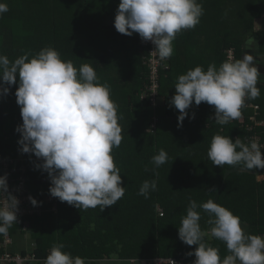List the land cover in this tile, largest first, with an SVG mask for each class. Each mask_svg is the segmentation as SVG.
I'll return each mask as SVG.
<instances>
[{"label":"trees","instance_id":"16d2710c","mask_svg":"<svg viewBox=\"0 0 264 264\" xmlns=\"http://www.w3.org/2000/svg\"><path fill=\"white\" fill-rule=\"evenodd\" d=\"M203 1L208 2L199 0L200 4ZM0 2L8 5V11L0 17V55L14 60L27 54L31 59L41 49L51 47L77 70L84 64L91 65L99 84L109 86L122 129L121 144L111 154L126 190L114 206L103 211L99 206L80 210L55 197L47 203L45 198L52 197L48 174L36 167L41 161L34 154L19 150L20 134L15 129L22 124V118L14 94L18 84L11 87L7 96H0V161L13 162L10 169L17 170L14 178L20 175L19 169H25L28 194L38 199L43 209L40 216L30 217L39 258L46 257L54 245L63 244V252L81 258L120 254L142 260L187 259L192 264L196 257L187 254L193 252V245L184 244L178 236L189 201L199 204L212 199L239 216L245 210L232 197L240 198L242 191L254 199L251 208L256 211L241 218L252 221L254 226L264 221V180L256 181L258 174L264 176V169L239 171L229 165L221 168L214 166L207 156L215 135L229 136L233 141L239 138L244 143L257 136L264 143V125L256 126L251 121L253 109L247 106L257 105L258 119L264 122V87L258 84L260 95L246 100L240 109L243 118L224 125L215 123L213 106L202 102L199 106L193 103L182 126H178L179 111L170 105L178 76L199 66L204 58H198L199 51L193 47L201 45V51L206 49L208 53L213 50V64L217 66L227 60L230 49H234L235 59L245 55L247 42L255 37L256 24L264 18V0H215L203 7L209 11L211 24L214 13L225 22L219 27L213 25L214 38L200 43L192 38L193 34H177L172 42L173 54L167 59L169 69L161 71L156 103L152 97V75L144 60L147 49L142 47L138 34L123 35L114 27L120 0ZM204 22L206 19H200L199 24ZM204 30L202 27L200 32ZM187 40L195 43L188 45ZM263 44L260 49L264 50ZM201 65L206 71V65ZM160 149L167 152L168 160L157 168L151 158ZM3 174L0 165V176ZM153 179L157 181V190L150 192L147 199L139 195L141 184ZM54 206L56 211H52ZM158 206L164 209L163 217L157 212ZM198 211L201 228L206 229L204 221L208 214L202 209ZM252 212L254 218L248 217ZM249 233L259 235L255 230ZM209 240L205 237L207 244L225 253L224 242Z\"/></svg>","mask_w":264,"mask_h":264},{"label":"clouds","instance_id":"9594fccd","mask_svg":"<svg viewBox=\"0 0 264 264\" xmlns=\"http://www.w3.org/2000/svg\"><path fill=\"white\" fill-rule=\"evenodd\" d=\"M7 11V3L0 2V14ZM202 15L198 0H120L114 27L120 34L136 33L143 41H150L155 45L152 53L167 68L177 34L195 28ZM259 77L249 54L229 58L219 66L210 64L206 71L202 66L189 69L178 76L170 100L179 111L178 126L193 103L213 106L217 124L239 119L246 99L260 95ZM17 84L14 94L22 118L15 129L20 134L19 150L41 161L36 167L48 174L50 195L80 210L99 206L103 211L114 206L126 189L111 154L121 144L122 129L109 86L99 84L91 65L77 70L51 47L41 49L31 59L27 54L14 60L0 55V96H7ZM262 149L264 145L257 138L244 143L239 138L233 141L229 136L215 135L207 156L221 168L264 169ZM151 160L158 168L167 162L168 154L160 149ZM156 190L155 179L145 180L138 194L147 199ZM29 200L37 206L34 198ZM18 206L19 200L9 191L7 175L0 176V234L7 235L16 224ZM198 209L208 214L210 227L206 230L199 223ZM178 236L184 244L197 246L187 254L196 257L193 264H264V237L246 232L238 216L212 199L199 204L189 201ZM209 236L224 242L230 254L221 259L219 249L205 242ZM63 247L54 245L36 264H86L84 258L63 252Z\"/></svg>","mask_w":264,"mask_h":264},{"label":"built area","instance_id":"2783aa9c","mask_svg":"<svg viewBox=\"0 0 264 264\" xmlns=\"http://www.w3.org/2000/svg\"><path fill=\"white\" fill-rule=\"evenodd\" d=\"M143 44L150 47V54H151V65L153 70L158 71V69L165 68L163 65L165 62H160L158 57L152 53L155 49V45H153L150 41H143ZM258 109V107H256ZM251 120H255L254 117ZM249 130H252V127H249ZM12 161H8L7 159H3L0 161V165L2 166V170L7 175V183L9 187V191L17 197L19 200V210L17 212V221L16 224H13L7 232V235L0 234V264H32L36 261H43L44 259L39 258L35 251V245H32L26 250L19 251L17 249V244L15 238L17 235L20 237L33 235L31 220L30 217L32 216H40L43 212L41 206H39V200L35 199L38 203L37 206H33L29 200L28 194V186L27 180L24 177L25 169L18 170L20 175L18 177H12L13 174L17 173V170L10 169L12 165ZM47 203H51L54 201L53 197L47 196L45 198ZM52 211H56V207L52 208ZM160 215L163 216V211L160 212ZM19 237V238H20ZM148 264H191L188 263L186 260H177L175 258H163V257H156L150 259Z\"/></svg>","mask_w":264,"mask_h":264},{"label":"crops","instance_id":"0c3cea01","mask_svg":"<svg viewBox=\"0 0 264 264\" xmlns=\"http://www.w3.org/2000/svg\"><path fill=\"white\" fill-rule=\"evenodd\" d=\"M256 25L257 26H256L255 37L252 40L250 39L251 40V45H250V49L251 50L248 47V49L246 50L245 54H249V55L253 56V64H254V66H256L258 68L259 73H260V77H259L260 83H258V84H261L264 87V50L260 49V45L264 42V18H262L259 21V24H256ZM207 53H208V51L206 49H203L201 52H198V58H200L201 56L204 57V54H207ZM200 62H202V61H200ZM201 64H205V63L202 62ZM201 64L199 66H202L204 68L205 66L201 65ZM251 210L256 211V209H254V208L246 209L245 212L240 211V213H239L240 215L239 216L237 215V216L241 219L242 225L245 227V231L246 232L249 233L250 231L252 232V231L255 230L256 232L259 233V235H262V237H264V221L263 220L261 221V224H258V225L254 226L252 224V221H250L248 219L241 218V217H244ZM258 210H259V208H257V215L260 213V211H258ZM161 211L164 212V209L161 206H158L157 212H158L159 215H160ZM253 214H254V212H252L250 214V216H248V217L254 218L252 216ZM161 217H163V216H161ZM207 220L204 221V225H205L206 229H208L210 227L207 224ZM257 220H259V219H257ZM19 237L20 236L17 235L16 238H15V241H16V244H17L16 246H17V249L19 251L20 250L21 251L26 250L27 248L30 249V247L32 245H35V249H36V243L37 242L34 239H31L32 235L31 236L30 235L22 236L20 238ZM208 239H210L209 241L217 240V239L212 238L210 236L208 237ZM196 247H197L196 245H193V252H194ZM224 252L225 253L223 254V253H221L219 251V255H220L221 259H223L225 256L230 254L228 252L227 248L225 249ZM73 257H75V256H73ZM83 258L86 260V264H148V262H149V260L122 257L120 254H115V255H112L110 257H104V258H98V259L88 258V257H85V256ZM185 260L187 261V259H185ZM32 264H36V262H33Z\"/></svg>","mask_w":264,"mask_h":264},{"label":"rangeland","instance_id":"374dc122","mask_svg":"<svg viewBox=\"0 0 264 264\" xmlns=\"http://www.w3.org/2000/svg\"><path fill=\"white\" fill-rule=\"evenodd\" d=\"M212 2L215 3V0H208V2L203 1V2H201V5H202V7H206V6H208V5H211ZM198 3H200L199 0H198ZM213 5H214V4H213ZM1 16H2V14H0V17H1ZM213 16H214V18H213V23L211 24V22L208 21V18H209V11H208V10L205 11V9H203V15L201 16L200 19L202 20V19L204 18V19H206L207 22H204V23H202V24H198V25H196L195 28H193V29H191V30H184V31H182L181 33H183V35H186V36H187L186 33L193 34V35H192V38L195 39V41H199V42H197V43H200L203 39H205V41H206L208 38H211V36H213V38H214V36H215V34H216V31L214 30L213 25L219 27V26L222 25V21H223V22H225V21L222 20V19H221V16H218L216 13H214ZM226 19H227V18H226ZM0 21H1V18H0ZM257 24H259V22H258ZM256 26H257V25H256ZM202 27L205 29V30L203 31V33L200 32ZM192 31H193V32H192ZM190 32H192V33H190ZM252 39H254V38H252ZM252 39H251V40H252ZM251 40H250L249 42H247V44H246V50L248 49V47H250V45H251ZM252 42H253V41H252ZM192 43H195V42H194L193 40H187V44H188V45H191ZM193 49H195V51L198 50V51L200 52L201 49H202V46L199 45V46L193 47ZM211 53H213V50L210 51V52L207 53V54H204V58H201V60H200V61H202V62L205 63L206 68H207L210 64H213V58H214V55L211 54ZM156 99H158V97L153 98L154 103H156ZM248 107L251 108V109H253V114L251 115L250 119H251L252 117L255 118V120H251V121H252L256 126H262V125H264V124H263L264 122H263V121H259V119H258V116H259V114H260L259 107H258V109H256L257 105H254V104H250ZM244 116H245V115L242 114L241 117L243 118ZM261 124H262V125H261ZM249 127H251V126H249ZM255 138L260 139L259 137H255ZM249 142H250V140H249ZM261 144H262V142H261ZM257 180H258V181H262V180H264V176H263V174H258L257 177H256V181H257ZM258 181H257V182H258ZM244 189H245V188H244ZM240 193H241V196H240ZM243 193H244V191L239 192L238 195L240 196V198L236 196L235 198L232 197V200L235 201V204H236V205H238V204H239V205H242V207H243L244 210H246V209H251V207L254 206V205H253V203H254V199H253L252 197H247V196H245ZM237 198H238V199H237ZM236 201H237V202H236ZM242 207H240V208H242ZM206 218L208 219L209 217H206ZM31 239H33V238H31ZM34 242H35V241H34ZM49 252H50V250L48 251L47 255L49 254ZM47 255H46V256H47ZM44 258H46V257H42V259H44Z\"/></svg>","mask_w":264,"mask_h":264},{"label":"bare ground","instance_id":"6f19581e","mask_svg":"<svg viewBox=\"0 0 264 264\" xmlns=\"http://www.w3.org/2000/svg\"><path fill=\"white\" fill-rule=\"evenodd\" d=\"M140 37V36H139ZM140 40H141V45H142V47L143 48H145V49H147V55H145V57H144V60H145V64L147 65V67H148V69H149V71H150V73H151V75H152V79H151V82H152V86H151V89L154 91V93L152 94V97L153 98H155V97H157L159 94H158V90H159V87H160V85H159V82H160V78L162 77V74H161V71H162V69L163 70H168L169 69V63H168V60L166 61V63H167V68H159L158 69V71H155V70H153V67H152V65H151V62H150V60H151V54H150V47L149 46H146V45H144L143 44V40L140 38ZM229 58H233V59H235V51H234V49H230L229 51H228V53H227V60L229 59ZM161 76V77H160ZM247 100V99H246ZM250 104H248L247 106H249ZM258 107V106H257ZM264 124V123H263ZM262 125V124H261ZM257 137V136H256ZM255 138V137H254ZM253 138H251V140H252ZM258 139V138H257ZM259 140V142H260V144H261V139H258ZM261 145H264V143L263 144H261Z\"/></svg>","mask_w":264,"mask_h":264}]
</instances>
